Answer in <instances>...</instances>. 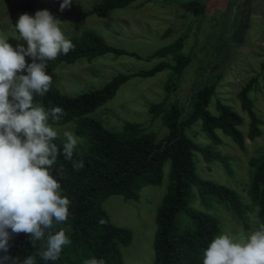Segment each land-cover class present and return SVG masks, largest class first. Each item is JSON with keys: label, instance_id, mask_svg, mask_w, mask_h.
<instances>
[{"label": "rangeland", "instance_id": "rangeland-1", "mask_svg": "<svg viewBox=\"0 0 264 264\" xmlns=\"http://www.w3.org/2000/svg\"><path fill=\"white\" fill-rule=\"evenodd\" d=\"M99 1L72 0L71 7L61 13L59 8L63 0H0V37L8 40L13 47L19 43L26 46V42L17 40L19 33L15 25L20 17L18 7L29 3L32 16L38 10L46 9L59 19L66 38L78 36L84 29H92L108 44L133 54L106 53L92 59L81 57L74 63H60L50 72L52 84L70 96L101 88L119 73L146 70L160 61L174 64V52L169 51L164 57H159L155 51L180 42L177 52L190 58L180 75L164 69L153 76L130 77L117 88L110 100L85 116L100 121L111 130H120L125 121L137 123L143 131L153 133L158 141L167 129L161 116L150 112V103L163 102L164 107H169L175 102L184 110L189 106L193 88L215 81L216 91L207 109L217 114L215 103L219 100L239 114L243 123L238 128L246 145L240 149L230 136L217 129L221 142L216 148L225 156H230L229 168L226 169L219 161L206 164L202 155L195 152L196 172L201 179L234 189L242 206L247 207L246 219L245 222L239 220L225 205L216 201L205 207L197 194L190 205L218 219V234L225 231L248 234L255 230L258 224L250 217H257L258 207L252 204L247 189L253 174L249 160L264 152V0H195L203 5L200 14L188 12L180 6L187 0H135L126 7L109 10L103 17H79ZM29 11L26 8L23 14ZM245 17L249 25L241 41L237 42L232 32L236 30L237 20ZM248 83L251 84L248 97L261 120L259 129L262 133L253 141L247 138L249 118L237 96ZM77 120L78 117L55 125L59 136H63L64 131H71L76 136ZM186 133L197 144L210 142L202 131L200 121L188 128ZM77 139L81 145L82 139ZM169 169V161H166L161 183L142 187L137 201L111 194L103 202L112 223L132 232L131 243L121 250L124 264L153 262L155 213L167 190Z\"/></svg>", "mask_w": 264, "mask_h": 264}, {"label": "trees", "instance_id": "trees-1", "mask_svg": "<svg viewBox=\"0 0 264 264\" xmlns=\"http://www.w3.org/2000/svg\"><path fill=\"white\" fill-rule=\"evenodd\" d=\"M134 1L100 0L79 17H103L109 10L126 7ZM30 5L27 3L19 6L20 15L26 8L30 10L28 14L33 15ZM180 6L195 14H200L203 10V5L195 0L183 1ZM248 25V18H239L235 24L236 30L232 32L233 39L240 42ZM68 39L73 42L75 49L67 55H59L54 61H48V74L60 63H73L81 57L92 59L106 53L132 54L108 44L92 29H84L78 36ZM179 48L180 42H174L155 51L159 57H164L169 51L174 52V64L160 61L146 70L119 73L101 88L75 96L60 92L51 84L48 93L34 98V103L46 110L50 106H59L67 112L59 125L78 117L74 132L77 138L82 139V144L77 145L74 160L82 159L85 167L79 172L74 171L71 162L65 161L63 155L58 157L54 166L65 165L64 176L57 175L56 178L61 183L62 195L68 196L71 201L69 219L59 227L70 226L71 230L66 234L72 243L64 248L60 258L55 262L44 261L38 255V248H32L30 237L23 233L10 241V255L20 256L21 259L33 255L36 264H83L85 259L93 256L104 259L106 264H124L121 250L131 243L132 232L112 223L103 208V202L111 194L137 201L142 187L161 183L166 161H169L170 167L169 181L155 213L152 264H202L203 251L218 235L220 227L215 216L190 205L196 194L205 207H210L212 201L219 202L245 222L247 207L242 206L239 194L228 186L201 179L196 172L195 152L202 155L206 164L219 161L226 169L229 168L230 156H225L216 148L221 142L217 129L230 136L240 149H244L246 145L244 135L238 128L243 123L239 114L219 100L215 103L217 114H212L207 109L216 91L215 81L193 88L189 106L184 110L175 102L169 107H164L163 102L150 103V112L154 116L160 115L162 124L167 129L166 134L158 141L153 133L143 131L137 123L125 121L120 130H111L100 121L85 116L110 100L117 88L130 77L153 76L164 69L180 75L190 58L177 52ZM26 61L32 62L29 57H26ZM262 66L264 67V62ZM250 87V83L242 87L237 96L249 118L247 138L253 141L262 132L259 129L261 120L248 97ZM198 121L210 140L207 144L195 143L186 133ZM54 142L62 149L65 138L59 136ZM249 165L253 168V174L247 194L252 204L258 207L257 217L260 222H264V152L250 158ZM101 218L107 223L99 224ZM3 255L5 253L0 252V256Z\"/></svg>", "mask_w": 264, "mask_h": 264}, {"label": "clouds", "instance_id": "clouds-1", "mask_svg": "<svg viewBox=\"0 0 264 264\" xmlns=\"http://www.w3.org/2000/svg\"><path fill=\"white\" fill-rule=\"evenodd\" d=\"M71 5L72 0H63L59 11ZM60 25L50 11L38 10L35 16L20 15L15 25L17 40L26 42V47L24 43L13 47L0 37V252L5 253L0 264H36L33 255L21 259L9 254L10 241L22 233L30 237L32 248H38L44 261H57L72 243L66 234L70 226L59 227L70 216L71 201L62 195L56 178L63 177L66 169L64 164L54 166L61 155L76 172L85 164L82 159L74 160L78 139L71 131L63 132L62 149L54 142L59 138L55 125L67 112L59 106L46 110L34 103L35 97L51 88L48 61L75 49ZM250 219L258 227L248 234L225 231L216 235L203 251L202 264H264V222L256 216ZM106 223L99 220L101 225ZM83 264L106 262L93 256Z\"/></svg>", "mask_w": 264, "mask_h": 264}]
</instances>
